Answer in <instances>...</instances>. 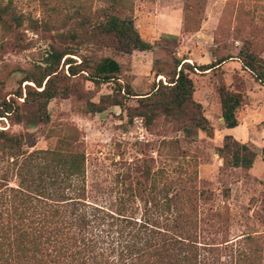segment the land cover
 I'll return each mask as SVG.
<instances>
[{
  "label": "trees",
  "instance_id": "1",
  "mask_svg": "<svg viewBox=\"0 0 264 264\" xmlns=\"http://www.w3.org/2000/svg\"><path fill=\"white\" fill-rule=\"evenodd\" d=\"M88 1V0H87ZM100 5L79 4L64 20L54 16L42 21L41 28L53 33L54 44L46 52L42 66L25 75V97L0 100V118L20 124L15 110L32 104L38 119L48 123L47 105L54 98L75 93L80 77L96 89L114 85L112 94L87 101L84 114H97L109 107H124L128 122L141 118L150 129L159 118L178 123V130L191 124L209 138L212 136L202 107L193 99L190 73L213 71L231 58L190 66L176 61L173 77L159 82L135 107L125 99L134 97L128 84L118 80L120 65L111 57L78 56L84 47L129 54L149 51L152 45L142 39L134 26L133 2L137 0H96ZM55 14L57 8L52 10ZM24 16L16 13L10 1L0 0V27H20ZM39 25L38 20H29ZM37 26L33 27L35 29ZM254 37V36H253ZM246 40L238 53L242 67L264 86V59ZM81 58L78 65L71 58ZM63 64L61 66V61ZM64 66L67 67L65 72ZM178 69V71H177ZM86 74V77L84 76ZM80 84V83H79ZM123 91V95H121ZM221 121L225 129L238 126L236 112L243 95L221 83L218 89ZM54 148L27 150L23 134L0 130V264H260L264 251L258 238L249 234L230 239L222 229V214L201 216L210 195L196 186V178L176 179L161 187L155 185L148 167L121 171L109 186L88 185L86 156L79 150L76 130L67 129ZM216 154L226 168L248 172L254 153L243 143L226 135ZM5 159V160H4ZM123 161V160H122ZM121 163V161L119 162ZM12 183V184H11ZM216 221H214V219ZM214 221V222H213ZM206 230H210L207 232Z\"/></svg>",
  "mask_w": 264,
  "mask_h": 264
},
{
  "label": "rangeland",
  "instance_id": "2",
  "mask_svg": "<svg viewBox=\"0 0 264 264\" xmlns=\"http://www.w3.org/2000/svg\"><path fill=\"white\" fill-rule=\"evenodd\" d=\"M1 1H10L16 13L25 18L20 27L12 22L8 30L0 27V100L16 98L14 94L21 90L22 98L17 99L21 104L25 85H31L22 83L24 76L42 66L47 50L54 44L53 33L46 32L40 23L52 15L55 21H62L79 4H91L94 9L101 2ZM56 8L58 12L54 14L52 10ZM132 17L142 39L153 46L151 50L124 54L84 47L78 56H107L120 65L118 82L122 86L128 84L136 95L125 99L126 107H135L137 99L145 97L159 82H169L176 61L194 67L213 63L215 57L231 56L216 70L194 69L190 73L195 89L193 99L202 107L211 138L188 123L178 130V123L163 118L147 129L141 118L128 122L124 107L84 114L82 108L87 101L97 102L100 96L112 94L114 85L107 83L96 89L81 77L80 81L71 80L78 83L75 93L49 101L48 123H42L35 106L29 104L14 111L22 115L20 124H12L13 117L0 118V130L23 134L27 138L26 149L32 151L54 148L59 137L69 135L68 127L74 128L76 134L72 137L77 138L79 150L86 156L89 186H109L116 173L143 171L146 167L158 188L179 178L195 177L197 188L210 195L201 216L222 214L221 227L230 239L249 234L258 238L257 247L264 251V86L237 58L245 41L253 39V47L264 59V0H137L133 2ZM29 20H38L39 25ZM71 58L75 61L72 66L81 62L79 57ZM67 67L64 66L65 72ZM221 83L243 95L236 112L238 126L231 130L225 129L221 121ZM226 135L254 153L248 172L223 166L216 149ZM6 165L0 159V167Z\"/></svg>",
  "mask_w": 264,
  "mask_h": 264
}]
</instances>
